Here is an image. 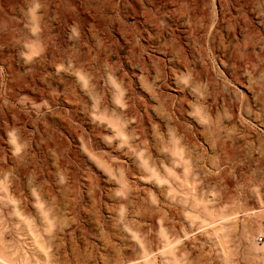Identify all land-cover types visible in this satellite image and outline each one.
<instances>
[{
    "label": "clouds",
    "instance_id": "obj_1",
    "mask_svg": "<svg viewBox=\"0 0 264 264\" xmlns=\"http://www.w3.org/2000/svg\"><path fill=\"white\" fill-rule=\"evenodd\" d=\"M2 4L0 15L7 22L0 28V185L4 186L0 199L15 219L13 228L0 234L6 241L0 264H158L160 254L154 250L152 257L143 259L148 256L146 234L139 225L132 226L138 213L124 203L129 201L130 185L126 191L114 190L113 197L121 203L111 209V222H97L100 232L95 239L102 243H81L82 234L65 235L75 218L56 197L41 194L35 186L41 152L57 165L67 157L55 173L60 186L69 184L73 164L95 172L89 152L115 159L117 154L130 155L148 173L141 178L164 188L165 199L172 203L181 201L173 199L169 170L179 169L171 179L184 187L194 215H188L187 206L181 210L182 226L169 230L172 248L162 264H264V217L258 222L242 218L227 225L226 233H209L211 244L201 247L199 256L187 245L204 232L199 221L209 208L232 217L225 205L238 194L251 207L257 201L264 207V0H12L7 10ZM221 12L223 23L218 20ZM56 23L63 24L79 58H58L55 75L74 77L87 97L83 131L77 129L74 136L64 133L70 150L55 144L40 128L41 118L52 111L47 99L36 102L26 94L15 99L8 95L10 77L2 62L11 56L13 66L19 64L23 73L34 71L32 66L44 56L46 38L50 46ZM129 46L141 48V60L165 53L162 63L138 66L144 69L139 78L150 80L156 93L174 88L180 94L171 98L166 127L156 122L145 133L135 114V79L129 82L130 74L120 70L114 55L122 64ZM113 118L118 128L109 123ZM153 148L159 154L158 168L152 163ZM177 148L192 166L194 176L187 182L177 162ZM10 161L29 167L31 229L16 213L22 201L16 199L15 205L9 201L16 171L15 166L9 169ZM110 178L119 184L117 176ZM147 202L154 207L159 203L154 194ZM108 232L115 243L105 238Z\"/></svg>",
    "mask_w": 264,
    "mask_h": 264
},
{
    "label": "rangeland",
    "instance_id": "obj_2",
    "mask_svg": "<svg viewBox=\"0 0 264 264\" xmlns=\"http://www.w3.org/2000/svg\"><path fill=\"white\" fill-rule=\"evenodd\" d=\"M0 3H3L2 6L6 10L12 7V0H0ZM218 20L223 23L222 12L218 16ZM6 22L7 17L0 15V28H4ZM51 34L52 40L50 46L49 40L46 38L44 41V56L32 66L34 71L26 74L23 73L19 64L13 66L11 56H5L2 62L5 64L8 76L10 77L8 81L10 86L7 88L8 95L15 99L18 98V94H26L34 98L36 102L47 99L52 111L47 112L46 116L41 118L40 128L52 138L55 144L70 150L71 142L64 133L74 136L77 129L83 131L84 123L88 121V117H86L84 111L87 97L77 88V85L74 83V77L63 74V78H60L55 75L54 64L58 58L65 56L69 59H78L79 53L76 47L66 39L63 24L56 23L52 27ZM125 44H128L127 40H125ZM140 52V47L133 48L129 46L122 64L119 63V55H114L120 70L130 74L129 82L131 83L132 79H135V91L132 93L136 105L135 114L139 116L141 127L147 133L149 130H152L153 124L156 122L166 127V117L170 112L169 105L171 98L180 94L174 88L156 93L151 87L150 80H141L139 78V74L144 70L138 66L139 64H150L156 61L162 63L165 55V53H158L156 57H153L149 54L141 60ZM45 79L46 82H44ZM100 118L104 119L105 117L101 114ZM109 123L114 127H119V122L115 118L109 120ZM28 127L31 128V125H28ZM61 127L64 130L63 132L60 130ZM180 127L183 128L184 126L181 124ZM77 143H79V140H77ZM152 151V163L158 168L159 154L155 151V148ZM196 152L199 154L200 148H197ZM175 154L178 158L177 162L182 166L187 182L194 176L192 166L182 158L183 154L179 148H177ZM117 155L119 159L109 157L107 153L103 152H89V160L93 164L95 172L89 169H81L78 163L73 164L69 167V184L67 186H60L55 182V173L58 167L65 166L67 157L57 165L41 152L40 168L35 186L39 187L41 194L46 193L49 198L56 197L62 207L66 206L69 216L75 218L76 223H71L64 230L65 235L67 233H73V235L82 234L84 239L81 240V243L87 241V243L99 244L102 241L95 239V235L100 232L97 222H111L113 216L111 209L116 208L121 203V201L113 197L114 190L120 187L121 190L126 191L130 185L132 191L129 201H125L124 203H129L131 211L138 213L133 217L135 224L132 226L139 225L141 232L146 234L143 243L148 256L143 257V259L147 261L149 257H152L154 250L155 253L160 254L157 258L158 264H162L163 259L166 258V252L172 248V235H170L169 230L182 226L180 224L181 210L187 206L188 215H194V204L186 198L187 193L184 191V187L176 180L171 179V177H176L177 171L180 170H169L170 182L173 185L171 189L174 193L173 199L181 201L180 203H172L165 199L164 188L158 187L156 183L146 182L141 178L148 173L142 172L137 167V162L132 156L127 154ZM13 166L16 169L15 180L14 188L9 194V201L14 205L16 199L22 201L16 207V213L17 216L23 217V224L26 228L31 229L30 217L33 209L29 202L31 200L30 186L26 179L29 167L27 164H22L21 162L13 165L10 161L8 165L9 169L11 170ZM207 166L205 164V167ZM114 175L118 177L119 184L110 178ZM152 176L155 179L160 178L156 171L152 172ZM126 181L127 183H125ZM200 191L202 193L203 189L201 188ZM3 192L4 186L0 185V194ZM196 193L197 189L193 188L192 201L198 199ZM149 194H154L159 201L155 207L147 202ZM256 205V207H251L249 201L238 194L236 198H230L229 204L225 205L226 208L232 211V217L225 215L223 210L215 207L207 209L206 216L202 217L199 221L204 232L187 242L188 250L193 255L199 256V249L206 244H211L209 233L214 234L217 230L226 233L227 225L234 224L242 218L258 222L264 217V207L260 206V201H257ZM14 219L15 217L8 214V204H5L0 199V234H4L13 228ZM19 222V220H16V223ZM73 229H75V232H73ZM153 232L155 233L154 238ZM21 235H23L22 231ZM189 235L191 234L189 233ZM33 237L37 243H40L42 246L44 245L45 242L39 237L38 232H34ZM105 238L112 240L113 243L116 242L111 232H108ZM5 243L6 241L0 235V249L3 248Z\"/></svg>",
    "mask_w": 264,
    "mask_h": 264
}]
</instances>
